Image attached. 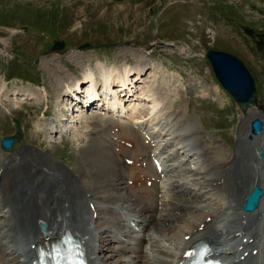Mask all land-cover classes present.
Returning a JSON list of instances; mask_svg holds the SVG:
<instances>
[{
  "label": "rangeland",
  "instance_id": "374dc122",
  "mask_svg": "<svg viewBox=\"0 0 264 264\" xmlns=\"http://www.w3.org/2000/svg\"><path fill=\"white\" fill-rule=\"evenodd\" d=\"M209 50L227 52L245 64L254 77L260 102L258 108L252 107L262 113L264 0H0V88L3 89L0 90V95L3 93L0 96V142L4 137L17 136L16 120L23 132L12 152L4 151L0 143V170L8 154H18L28 147L43 151L67 172H72L73 167L83 170L91 181L92 190L100 179L111 180L114 173L122 171L123 159L116 167L107 159L96 157V165L104 167L109 163L114 171L94 173L95 163L91 165L85 157L91 148L87 140L90 136L93 138V134H88L93 126L82 120L92 113L84 109L81 113L80 107L78 112H72L71 102H66L67 90L63 92L68 80H82L86 70L100 76L102 66L115 70L144 67L136 88H150L151 94L156 93L163 102L162 107L178 112L182 121L190 120L204 137L201 146L221 147L229 156L236 150L238 137L244 130L243 110L217 80L206 59ZM179 74L182 78L173 77ZM66 108H71L69 113L75 116L67 118L69 122H61L65 120ZM168 121L174 122L176 118L161 123ZM61 130L67 133L61 134ZM239 154L246 157L243 151ZM190 163L181 167L187 170L183 169L180 177L176 173L171 174L172 180L165 177L163 185L176 178L187 180L191 167H185L194 166ZM128 171L130 173L125 170L126 174ZM263 171L255 164L252 169L245 166L240 169L248 179L258 172L264 179ZM122 178L118 176L116 186L110 189L129 198L127 203L132 207L128 213L137 214L140 207L134 204ZM194 180L195 194H184L180 197L181 204L201 205L212 196L211 185L204 183L202 174H196ZM15 181L22 183L21 178ZM123 204L118 201L115 205L122 218L126 214L120 209ZM89 211L83 214L89 229L85 240L97 243L101 237L95 234L94 227L102 220H97V215ZM194 211L186 207L172 211L171 216H179L176 222L179 227L185 225L190 214H200V210ZM13 213L11 211V216ZM149 215L150 212L145 214ZM5 219L0 213V224ZM162 225L166 233L177 231L169 222ZM103 246L106 252L102 256L110 254L109 246L118 247L115 242ZM127 254L129 257L137 255L136 252L131 256Z\"/></svg>",
  "mask_w": 264,
  "mask_h": 264
},
{
  "label": "bare ground",
  "instance_id": "6f19581e",
  "mask_svg": "<svg viewBox=\"0 0 264 264\" xmlns=\"http://www.w3.org/2000/svg\"><path fill=\"white\" fill-rule=\"evenodd\" d=\"M144 69L142 66H127L119 71L102 66L100 76L86 70L82 80H68L63 87V92L67 90L68 95L66 102L72 101L71 95L80 91L83 102H71L76 108L72 112H78L79 107L81 113L83 109L92 111L89 118L82 116V120L93 126L88 132L93 134V138L90 136L87 140L91 148L85 157L91 165L95 163L97 168L94 173L114 171L109 163L104 167L96 165V157L107 159L116 167L122 159L125 162L132 159L134 166H122L130 170L128 176L123 169L119 170L120 173H114L111 180L102 178L94 183L92 190L91 181L85 177L83 170L73 167L72 172H67L43 151L27 147L18 154H8L4 168L0 170V213L6 218L0 224V264H35L38 247L50 246L62 237L65 230L72 231L84 243L90 264H182L188 249L203 241L214 255L228 264H264L259 259L264 257V194L255 210L247 212L244 209L246 197L254 187L264 191V179L259 172L250 179L240 172L244 166L252 169L253 164L264 169L263 109L259 108L263 111L259 112L258 104L243 111L244 130L238 137L236 150L229 156L218 146L204 148L201 146L204 137L190 120L182 121L178 112H171L166 105L162 107L163 102L155 96L156 93L151 94L150 88H136ZM173 77L182 78L180 74ZM92 100L93 104H89ZM95 104L99 111L93 112ZM70 109L66 108V112ZM111 111L113 118H107ZM74 113L69 116L74 117ZM174 117V122L161 123L162 120L173 121ZM258 119L262 128L256 131L253 122ZM136 127L139 130H135ZM148 139L149 144L146 142ZM241 151L245 159L239 154ZM129 154L132 157L128 158ZM151 154H158L163 161L162 173L150 164L147 169L143 168ZM172 160L174 162L170 163ZM187 162L194 165L185 167L193 169H188L191 177H186L187 180L176 178L172 185L164 186L166 189L156 190L162 174L169 175L174 171L180 177L187 170L181 168ZM139 164L142 167H138ZM196 174H202L204 183L211 185L212 196L201 205L181 204L177 198L196 191ZM118 176L130 177L142 184L145 182L143 189L133 187L134 194L131 193L134 204L140 207L137 214L128 213L132 207L127 203L129 198L111 191L110 187L116 186ZM16 178H21L22 183L17 184ZM111 181L114 184H110ZM148 181H152L153 188L146 186ZM65 193L68 196L65 197ZM89 195H92L91 199ZM118 201L124 202L123 208H119L129 215L128 227L120 212L117 213L118 206L115 205ZM186 207L192 212L200 210V214H190L185 225L178 227L179 216H171V213ZM86 210L96 214L97 220H102L94 227L95 234L101 237L97 243L96 240L93 243L85 240L89 234L83 216ZM11 211L14 212L12 216ZM149 212L150 215L145 216ZM167 222L171 228H177L174 234L166 233L168 231L162 224ZM122 237L128 240L126 245L122 244ZM113 242L120 246H109L107 250L110 254L102 256L106 252L103 245ZM132 252L137 255L132 257ZM116 255L121 257L116 259ZM112 259L115 261L110 263Z\"/></svg>",
  "mask_w": 264,
  "mask_h": 264
},
{
  "label": "water",
  "instance_id": "95a60500",
  "mask_svg": "<svg viewBox=\"0 0 264 264\" xmlns=\"http://www.w3.org/2000/svg\"><path fill=\"white\" fill-rule=\"evenodd\" d=\"M206 57L221 85L234 97L243 110L251 105L259 104L255 80L241 60L229 53L215 50H210ZM253 126L256 131H259L261 122L255 120ZM17 128L18 132L21 133L19 124ZM15 141L14 138H5L2 145L5 150H12ZM261 195V189L258 186L254 187L247 198L245 209L247 211L254 210Z\"/></svg>",
  "mask_w": 264,
  "mask_h": 264
}]
</instances>
